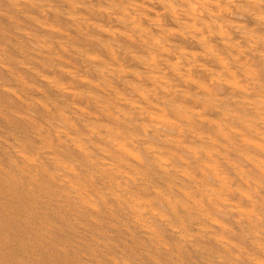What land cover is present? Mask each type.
<instances>
[{
	"label": "bare ground",
	"instance_id": "1",
	"mask_svg": "<svg viewBox=\"0 0 264 264\" xmlns=\"http://www.w3.org/2000/svg\"><path fill=\"white\" fill-rule=\"evenodd\" d=\"M0 122V264H264V0H0Z\"/></svg>",
	"mask_w": 264,
	"mask_h": 264
},
{
	"label": "rangeland",
	"instance_id": "2",
	"mask_svg": "<svg viewBox=\"0 0 264 264\" xmlns=\"http://www.w3.org/2000/svg\"><path fill=\"white\" fill-rule=\"evenodd\" d=\"M227 223H228L229 226L232 227L231 230H233L234 232L237 231L236 230L237 228L232 226L229 221ZM229 238L231 240L235 241L236 243L240 244L243 248L248 249V246H246V244L243 241H239L238 240V235L237 234H235L234 236H229ZM128 244H129V241H128ZM114 249H116V248L114 247ZM83 251L84 250H81L80 254L76 256L77 259L80 262L81 261H86V263H88V264H109L108 261L105 258H100L99 257L98 259H93L92 256L83 257ZM249 251H250V249H249ZM150 252H151L152 255H156L157 256V254L154 251H150ZM116 256L124 257L130 264H171L169 261L163 259L161 256L158 257V263H154V262L150 263L148 261V258L146 257V253L145 252H139L138 249H134V250L126 249L125 252L119 253ZM116 256H114V257H116ZM196 260H198V259H196ZM192 261L195 262V260H192Z\"/></svg>",
	"mask_w": 264,
	"mask_h": 264
}]
</instances>
